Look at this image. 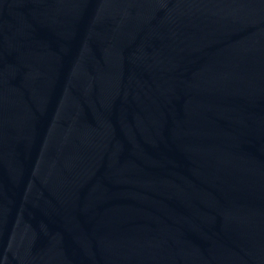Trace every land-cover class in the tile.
<instances>
[{
    "label": "water",
    "instance_id": "1",
    "mask_svg": "<svg viewBox=\"0 0 264 264\" xmlns=\"http://www.w3.org/2000/svg\"><path fill=\"white\" fill-rule=\"evenodd\" d=\"M0 264H264V0H0Z\"/></svg>",
    "mask_w": 264,
    "mask_h": 264
}]
</instances>
